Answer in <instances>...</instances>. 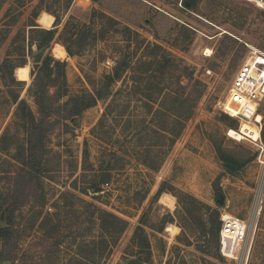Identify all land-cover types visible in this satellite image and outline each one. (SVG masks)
<instances>
[{
    "label": "rangeland",
    "instance_id": "obj_1",
    "mask_svg": "<svg viewBox=\"0 0 264 264\" xmlns=\"http://www.w3.org/2000/svg\"><path fill=\"white\" fill-rule=\"evenodd\" d=\"M193 2L189 9L183 0H0V137L4 133L0 193L7 198L4 207L12 202L17 206L12 225L18 228L17 238L11 240V245L18 244L17 256L3 264L263 263L264 118L260 140L237 141L227 135L231 127L219 119L224 113L219 105L251 47L264 52V9L246 0ZM54 14L61 23L49 45L39 49L37 39L43 33L30 29V24L51 29ZM68 20L71 26L78 23L103 37L83 41L81 49L71 43L80 53L57 57L52 49L56 43L65 48L57 36ZM153 44L161 46L171 60L164 79L141 80L142 90L133 93L131 70H127L113 85V90L122 89L116 95L120 106L113 114L103 118L109 99L99 100L74 119L53 114L43 124V145L38 144L34 153L38 168L21 165L26 137L17 124L11 94L19 93L37 113L28 87L38 51L43 52L42 58L50 54L66 63L68 89L62 102L92 91V85L110 70L107 59L117 63L128 57L136 66L141 55L156 52ZM19 64L29 68V79L22 85L11 83V76L22 81L14 70ZM180 74L186 92L198 80L203 94L169 145L162 127L168 124V114H156L152 124L143 96L148 89L157 92V100L166 90L182 93L176 84ZM188 74L192 79H187ZM260 114H264V101ZM230 118L238 129L242 120ZM107 168L110 176L103 180L101 169ZM94 180L101 181L99 190L91 187ZM161 185L168 189L155 197ZM180 191L220 214L227 211L247 221L246 245L238 259L221 254V260L216 258L215 244L205 243L202 233L210 227V210H193L187 219L176 196ZM163 194L173 197V207L161 203ZM97 208L128 222L108 248L102 242L106 233L100 228ZM0 223L10 226L6 219L0 218ZM139 225L143 231L137 229ZM140 236H145L149 249L140 246Z\"/></svg>",
    "mask_w": 264,
    "mask_h": 264
},
{
    "label": "trees",
    "instance_id": "obj_2",
    "mask_svg": "<svg viewBox=\"0 0 264 264\" xmlns=\"http://www.w3.org/2000/svg\"><path fill=\"white\" fill-rule=\"evenodd\" d=\"M183 3L189 9H191L194 5L193 0H183ZM54 16L55 19L53 28L51 29L41 30V28L37 27V24H30V26H32L30 29H33V31H41L43 33L42 38L37 39L39 49L47 47L55 37L56 26L61 23V18L58 14H54ZM108 19L113 23H118L113 18ZM44 24L45 25L43 27L48 28V26H46L47 23ZM82 27L84 26L82 25L78 27V23H74L71 26L70 20H68L61 33L57 36V41L65 46V50L70 56L78 55L80 53L72 49L71 43L77 44L79 49H81L83 47V41L85 42L90 39V41L93 42L103 37L102 35L100 36L97 31H85L86 28ZM125 29L131 31L127 26H125ZM152 46L156 49V52L154 51L150 54V56H147V54L141 55L136 61V66L132 65L129 58L126 57L124 60L117 62L116 65L107 73L103 74L99 82L92 85V91L82 92L80 94L70 96L62 102H60V100L62 97L67 95L68 89L65 72L66 63L53 58L50 54L45 55L41 59L40 63L36 62L31 72L32 81L28 87V92L32 96L37 107V113H34L26 99L20 98L19 93L12 92L11 94V101L16 105L14 114L17 124L20 126L26 137V149L21 156L22 158H19V162L22 163L21 165L28 166L31 164L30 166H32V169L36 170V168H38L39 163L34 153L38 144L43 145V139L45 138L46 132L43 124L45 120L53 114H63V119H74L83 110L96 105L99 100L107 99L109 100L105 105L103 118L106 117L107 114H113L120 106L117 102L116 95L122 91L121 88L113 90V85L121 80L127 70H131L130 78L132 84L130 91L133 93L142 90L141 85L139 84V81L141 80L149 81L150 78L152 79L154 76H156V78L163 77L164 79L171 60L167 59V56L165 55L166 53L161 46L156 44H153ZM18 66L21 65L19 64ZM182 77L183 74L176 76V84L180 89H182V93L176 94L175 92L166 90L162 99L157 100L155 98V94L157 92L150 91L147 88L148 94H144L143 96L144 105L147 106L145 114H152V118H150L152 124L156 118V114H168V116L166 115L168 124H164L162 127L167 137L166 144L169 145L180 135L186 120H188L193 114L194 108L203 94V83L198 80H194L191 84L190 90L186 92L185 85L181 83ZM186 77L188 80L192 79L191 74H188ZM11 83L22 85L23 81H17L13 76H11ZM5 85L9 86L10 84L6 82ZM52 87H54L53 92H51ZM143 93H146V89ZM35 114H39V117ZM118 114L123 113L120 112ZM219 119L226 122L229 127L234 129L236 128L235 120L230 118L227 114H220ZM3 139L4 133L0 137V143ZM26 152L27 154L25 157ZM221 159L225 160L226 163L237 166L234 160L225 155H221ZM142 161L145 165H147L146 160ZM226 167L231 171L233 170L230 165L226 164ZM152 169L157 168L154 167ZM101 171L103 180L110 176L108 168L101 169ZM100 182L101 181L94 180L91 187L96 190L98 187H101ZM166 189L168 188L161 185L158 188L155 197L159 196ZM176 196L179 204L182 206V209L187 216V219L193 216V210L196 211L201 208L210 210L211 214L208 221L210 227L208 230H202L203 239L207 244L210 242L215 244L217 251L216 258L221 260L222 258L219 253L218 238L220 228L219 210L216 208H210L207 204H204L194 196L187 194L184 191H180ZM6 201L7 198L0 193V218L6 219L8 224H10V226L7 227H0V264H3L6 261L12 262L17 256L16 249L18 248L17 242L11 245V240L15 239V237L17 238L18 232V228H14L12 225L13 214L17 206L12 202L8 206L4 207ZM96 211L100 228L104 233H106V235L102 238V242L104 243V246L108 248L112 245L111 241H114L117 235L123 232L128 222L122 217L107 210L97 208ZM141 227L142 226L139 225L137 229L142 230ZM209 234V237L206 236ZM140 240V246L149 249V243L145 236H140ZM262 264H264V260Z\"/></svg>",
    "mask_w": 264,
    "mask_h": 264
},
{
    "label": "built area",
    "instance_id": "obj_3",
    "mask_svg": "<svg viewBox=\"0 0 264 264\" xmlns=\"http://www.w3.org/2000/svg\"><path fill=\"white\" fill-rule=\"evenodd\" d=\"M264 9V0H246ZM116 65V61L109 58L105 66L109 69ZM264 101V52L251 47L248 59L238 69L228 94L219 108L231 117L246 119L262 131L260 106ZM237 114L233 115L232 111ZM259 117H262L258 119ZM257 140V141H258ZM256 142V141H255ZM248 223L245 219L224 211L220 214V228L218 232L219 252L226 259H238L241 256L247 240Z\"/></svg>",
    "mask_w": 264,
    "mask_h": 264
},
{
    "label": "bare ground",
    "instance_id": "obj_4",
    "mask_svg": "<svg viewBox=\"0 0 264 264\" xmlns=\"http://www.w3.org/2000/svg\"><path fill=\"white\" fill-rule=\"evenodd\" d=\"M52 50H53L54 55L57 57H64L66 55L65 48L58 43L55 44ZM206 52L208 54L210 53V50L206 49ZM14 70H15V75L18 78V80L27 81L29 79V68L27 65L18 66ZM232 112H233V115L237 114V112L234 110ZM260 118L262 117H259L258 119ZM227 135L230 138H233L237 141L249 138L251 141L255 142L259 139L258 128L246 119H243L241 121L238 129L228 128ZM161 203L171 208L173 207V197H170L168 194H163L161 196ZM167 230L171 231L172 233H175V230L172 227H168Z\"/></svg>",
    "mask_w": 264,
    "mask_h": 264
},
{
    "label": "water",
    "instance_id": "obj_5",
    "mask_svg": "<svg viewBox=\"0 0 264 264\" xmlns=\"http://www.w3.org/2000/svg\"><path fill=\"white\" fill-rule=\"evenodd\" d=\"M43 56V52L42 51H38L35 55H34V61L35 62H39L41 60ZM100 188H97L96 190H99ZM218 202H222V199H219ZM0 227H1V223H0Z\"/></svg>",
    "mask_w": 264,
    "mask_h": 264
}]
</instances>
